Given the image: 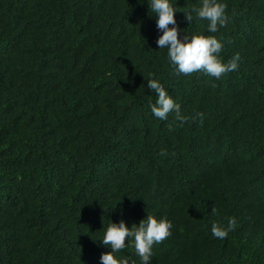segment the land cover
I'll return each instance as SVG.
<instances>
[{
    "label": "trees",
    "instance_id": "16d2710c",
    "mask_svg": "<svg viewBox=\"0 0 264 264\" xmlns=\"http://www.w3.org/2000/svg\"><path fill=\"white\" fill-rule=\"evenodd\" d=\"M172 2L235 70L175 72L147 0H0V264H102L104 226L147 213L172 222L149 264H264V0H223L214 33Z\"/></svg>",
    "mask_w": 264,
    "mask_h": 264
},
{
    "label": "clouds",
    "instance_id": "9594fccd",
    "mask_svg": "<svg viewBox=\"0 0 264 264\" xmlns=\"http://www.w3.org/2000/svg\"><path fill=\"white\" fill-rule=\"evenodd\" d=\"M147 6L155 16V27L160 30L155 43L158 48L167 50V59L174 66L175 72L188 74L202 70L208 75L219 78L222 73L236 69L238 53L226 62H222L217 55L222 48V41L216 36L201 32L191 34L184 32L182 37L178 35L183 30L179 28L174 16L178 10L172 0H147ZM225 7L223 0H199L198 5H190L189 10L183 12L184 18L189 22L194 16L206 19L208 32L214 33L218 25L223 26L226 22ZM149 76L151 77V74ZM147 88L155 93L154 102L149 103L153 116L163 120L169 112H173L175 120L182 123L187 119L181 113L179 103L169 95L158 79H147ZM160 151L163 154L165 150L162 148ZM212 211L215 209L213 208ZM233 226L234 220L229 217L226 225L213 221L210 231L213 236L223 238ZM171 228V220L151 213H147L138 222H133L131 226H127L123 219L117 222L110 220L104 226L102 238L99 239L101 244L110 248V251L102 252L99 259L102 264H137L136 259L117 255L121 249L130 246L139 264H149L152 245L170 235Z\"/></svg>",
    "mask_w": 264,
    "mask_h": 264
}]
</instances>
